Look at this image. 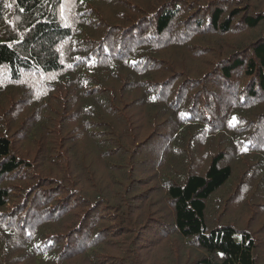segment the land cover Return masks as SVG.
<instances>
[{"label": "trees", "instance_id": "trees-1", "mask_svg": "<svg viewBox=\"0 0 264 264\" xmlns=\"http://www.w3.org/2000/svg\"><path fill=\"white\" fill-rule=\"evenodd\" d=\"M110 1L0 0V96L2 93H7V107L10 108L15 104L16 110H20L23 104L33 100L32 103L36 107L39 106L46 111L52 110L59 115L61 119L58 126L64 127H67L70 122L65 120L67 113L75 117L79 115L80 126L87 128L85 136L88 138L90 135H95L99 140L103 134L98 132L101 128L97 125L108 124L110 113H113V111L110 112V106L113 103L111 99H115L113 104L118 105L116 102L118 95L113 90L110 95L109 88L105 87V84L109 82V78L113 77L112 75H120L122 71L125 73L128 69L132 74L130 73L128 82L124 78L125 86L133 85V89L143 91L144 108L148 106L156 108L158 120L155 121L153 118L152 124L156 125L158 121H162L169 115L161 118L160 112L164 113L166 110L171 114V111H176V119L181 129L174 132L172 136L174 141L172 144L170 141L169 144L174 145L175 141L181 140V146L178 145L176 148L182 150L186 146L188 153L193 150L196 162L198 151L195 145L196 140L192 141L193 134L195 135L192 127L200 125L205 130L214 131L206 132L208 138L225 133L227 137L223 139V143L227 144L230 151L240 150L245 152L242 154L245 157L252 155L251 158L257 160L256 163L262 164L261 168H264V97L257 96L258 89L259 93H264V38L260 36L249 42L240 43L229 51L227 58L219 59L206 78L205 83L210 82L212 85L223 79L225 84L223 91L228 93V84L232 82L233 75L239 73L238 75L252 77L246 82L234 80L235 88L240 90L242 88V90H239L240 93L237 95L231 93L232 98H229L228 103L231 104L232 110L226 122L230 129L224 130H222L223 126H219L224 124L223 122L212 125V121L205 118L208 114L212 115L210 108H207L209 103L205 102L203 106L198 105V99H205L206 90L202 93L196 90L189 99L183 98V90L186 89L182 86L175 88L179 77L170 78V74L160 73L166 60L158 55L172 36L189 38V35H185L189 32L190 38H193L192 34L201 31L206 25L225 33L231 30L233 32L235 26L232 27L231 20L241 12L243 14L237 29L246 27L250 30L261 27L262 35H264V10L260 9L258 14H255L254 11L252 12L254 7L253 9L250 7L248 0H228L227 2L172 0L161 3L146 0L145 4L129 3L126 8L124 7L125 9L117 11L115 16L124 23V25H117L114 22L116 17L113 18V15L110 18L108 14ZM176 1L193 4V10L185 17H189V20L183 23V29H180L178 33L174 32L175 22L182 17L179 12L187 8ZM233 1L238 2L240 7L233 10ZM205 9H207L205 13L201 14ZM126 10L130 11V15H127ZM230 10L232 13L227 16ZM194 14H199L197 19H193ZM248 45L251 52L249 51L248 56H245L243 51L249 49ZM117 62L118 64H115ZM181 77L184 76L181 74ZM186 79L193 83L190 77ZM197 81L200 83V80ZM190 84L183 85H187L189 89ZM221 88L219 87L215 99L222 98ZM60 90L65 92L64 96L58 94ZM207 95H211L210 92ZM137 100L132 102L136 104ZM74 105L75 109H73ZM260 107L261 114L258 115L257 120H250L251 114L255 110L259 111ZM196 108L198 110L194 111ZM94 109L99 112L107 110L110 113L106 118L96 120L81 112L95 114ZM199 109L206 110L205 116L201 113L200 117H196L202 112ZM70 110L73 111L69 113ZM45 113L38 112L31 117L32 124L28 131L32 138L39 139L35 133L42 129L39 122ZM142 113H144L143 110ZM245 117H249L250 121L243 122ZM197 120H200V124L195 122ZM252 122L257 125L253 133H251ZM12 124L13 121L11 126ZM10 128L6 125V120L0 124V212L7 208L15 193L20 190L27 193L30 191L29 188L33 184H29V180H31L30 183H34L32 178L35 176V172L30 171L33 164L28 163L27 158L16 154L14 141L9 136ZM220 130L223 132H218ZM183 131H187L186 136H179ZM14 132L16 133L15 130ZM72 137L74 136L71 132L59 140L68 142ZM201 138L206 140L204 136ZM229 140L231 143L228 142ZM75 141L79 143V139ZM183 143L185 145L182 146ZM136 144L137 141L134 146ZM256 148L262 150L258 151ZM56 155L53 157L59 159L60 154ZM223 159L224 153L218 154L209 163L205 172L199 166L198 170L194 168L192 171L179 174L174 173L173 169H168L166 178L159 179L163 186L161 193H158L162 196L159 202L164 205H161L159 212L153 213L151 220L164 217L163 213L167 206L169 214L165 217L173 218L175 231L185 243L197 242L195 248L198 247L204 253L203 259H199L195 264H264V261L260 263L256 255L258 243L249 230H237L232 226H222L214 230L208 224L207 202L230 181L233 174L231 165H221ZM250 163L252 161L248 165ZM23 166L28 168L20 170ZM21 171L26 174L19 175ZM86 173L89 182H93L95 176L91 177L89 172ZM49 180L62 181L54 176ZM63 180L73 181V184L58 187L53 183L50 188L44 187L41 191L37 190L30 198L31 203L34 199L37 201L39 199L37 206L32 207V212L38 209L44 213V216L32 228L34 220L31 225L24 224L27 232L21 233L19 231L21 226L15 229L11 216L7 220H0V264H74L71 263L72 260L83 253H85V259L81 261V264H100L99 245L96 247L95 245L110 242L111 238L107 234L111 230L94 228L86 221L80 220L76 221L73 227L64 223L62 226H56L57 221L63 216L66 219L75 211H84L78 210L79 207H77L75 210L61 212L68 206L60 205L62 197L58 198L57 193L52 190H58L61 194L65 190L76 192L83 190L77 183L78 179L75 180V174L70 176L64 172ZM26 181L28 182L24 183ZM94 184L97 182L91 183V185ZM105 189L86 191V194L80 195V202L75 205L83 207L87 204L89 208L92 206L96 209L102 207V203L110 202L108 200L110 196ZM155 191L158 190L155 188ZM26 199L27 194L24 197L25 203ZM122 201L126 200L122 199ZM51 208L55 210L49 215ZM110 213L112 215L113 212L110 211ZM77 216L79 217L80 214L75 213L73 220ZM154 224L155 221L152 227ZM18 231L23 237L21 245L26 238L28 239L25 245L23 244L24 249L23 245L16 246L13 242V238L18 237L16 236ZM89 232H94L92 238ZM127 237L130 235L128 234ZM65 238L66 241H64ZM87 243L89 249L86 247ZM18 247L23 249L22 255H18ZM75 248L78 249L75 250ZM121 249L125 251L124 253L132 252V244L129 245L127 241ZM124 257L131 259V255ZM125 258H117L119 261H112L109 264H124Z\"/></svg>", "mask_w": 264, "mask_h": 264}, {"label": "rangeland", "instance_id": "rangeland-1", "mask_svg": "<svg viewBox=\"0 0 264 264\" xmlns=\"http://www.w3.org/2000/svg\"><path fill=\"white\" fill-rule=\"evenodd\" d=\"M145 1L111 0L108 3V14L110 18L113 15V18L116 17L114 22L117 25H124V23H121V19L115 16L116 12L125 9L129 3L142 5L145 4ZM155 1L161 3L162 1L170 2L172 0ZM221 1L227 2L228 0ZM248 1L250 7L252 9L254 7L252 12L254 11L255 14H258L260 9L264 10V0ZM176 2L184 8H187L179 12L182 14V17L175 22L174 32L178 33L180 29H183V23L189 20V17H185L193 10V4L183 1ZM232 4L233 10L240 7L236 1H233ZM206 10L202 11L201 14H204ZM125 12L127 15H130L129 10ZM231 13L232 10L228 12L227 16H230ZM242 14L241 12L240 15H236L231 20L233 23L232 27L235 26L233 32L231 30L229 33H225L219 29H215V27L206 25L201 31L192 34L194 36L193 38H190L189 32L185 34L189 35V38L185 35V38L182 36H172L170 40L168 39L166 41L165 44L167 45L158 54L161 59L166 60L163 63V69L160 73H164L165 75L170 74V78L175 76L179 77L175 88L182 86L186 89L183 90V98L189 99L196 90H198L196 92L200 93L206 90L207 93H204L206 95L205 99H198V105L203 106V103H209L207 108H210L212 115L208 114L205 116L206 110L199 109L202 112L200 114L198 113L196 117H200L201 113H203L206 119L212 121V125L223 122L224 124L219 125L223 126L222 130L229 128L226 122L232 110L231 104L229 105L228 103L229 98H232L231 93L237 95L242 90L241 87V90L235 88L233 84L234 80L236 82L239 80L246 82L252 77L249 75H238L239 73L233 75L231 78L232 82L228 84V93L223 91V86H225L223 79L220 82L217 81L218 83H215V85H212L210 82L205 83L206 78L213 68H215V64L219 62V59L227 58L226 56L229 51L240 43L245 41L249 42L260 36V38H264L261 27L250 30H247L246 27L237 29ZM198 16L199 14H194L193 19H197ZM169 34L171 35L170 31ZM200 46H202V49H200ZM242 46L244 47V45ZM248 46L249 49L243 51V55L245 56H248L249 51L251 52L250 45ZM115 64H118V62ZM171 64H176L177 66H171ZM130 73L132 74L127 69L125 73L122 71L120 75H112L113 77L109 78V82L105 84V87L109 88L108 92L110 95L112 90L118 95L116 101L118 105H114L115 99H111L113 103H111L110 112L113 111V113L107 110L99 112L97 109H94L95 114H86V111L84 113L80 110L83 115H87L96 120L106 118L108 113H110L111 117L108 119V124L97 125L101 128L98 132L103 134V137H99L101 141L95 135H90L88 138L85 136L87 128L83 125L80 126L79 115L75 117L73 114L69 115L67 113L65 120L70 121L69 125L67 127L58 126L61 117L54 111H46L40 109L39 106L36 107L32 103L33 100L28 104H23L20 110H16L17 105L15 104L8 108V104L6 103L8 100L7 93L1 94L0 124L6 120V125L11 127L9 136L14 141L15 152L27 158L29 160L28 163L33 164V167H30V171L35 172V176L32 178L34 183H30L31 180H29V184H33L29 188L30 191L27 193L20 190V192L15 193L7 208L0 212V220H7L11 216L15 229H17V226H21L19 231L21 233L24 231L27 232L24 224L31 225L32 220H34L35 222L31 225L32 228L44 216V213L38 209L32 212V207L37 206L39 199L38 201L34 199V202L31 203L30 198L33 197L37 190L41 191L44 187L50 188V185L53 183L58 187L73 184V181L66 182V180H63V177L64 172L70 176L75 174V180L77 181L78 179L77 183H79V187L83 190H79V192L65 190L62 191V194L58 190L52 191L57 193L58 198L62 197L60 205L65 204L68 206L67 208H63L61 212H67L70 209L75 210L77 207H79L78 210L84 211H75L74 214L68 216L66 219L63 216L57 221L56 226H62L64 223V225H71L73 227L76 221L78 222L80 220L86 221L89 226H93L94 228L111 230L107 234L111 238L110 242L106 244L101 242L95 245V247L99 245L100 264L119 261L117 258H125L124 256L129 255H131V259L125 258L126 262L124 264H195L199 259H203L204 253L198 247L195 248L197 242L190 241L185 243L177 231H175L173 218L170 216L165 217L169 214L167 206H165V213H163L164 217H156L151 220L153 213L159 212L161 205H164V203L159 202L162 196L158 193H161V188H163L159 179L166 178L165 174L168 169H173L174 173L179 174L187 173L194 168L198 170L199 166L205 172L209 163L218 154L224 153V159L221 165H231L233 174L230 181L207 202L208 224L214 230H218L222 226H232L237 228V230H249L258 243L256 255L260 263L263 262L264 168H261L262 164L256 163L257 160H253L251 158L252 155L251 157L242 156L245 152L240 150L235 151L234 149L230 151L227 144L223 143V139L227 137L225 133L208 138L206 132L213 133L214 131L205 130L200 125L192 127L195 130L192 141L196 140L195 145L198 151L196 163L194 161L195 153L193 150L188 153L186 146L182 150L176 148L178 145L181 146V140L179 142L175 141L174 145H171L174 141L172 138L174 132L181 129L176 119V111H171V114L167 113L166 110H164V113L160 112L159 115L161 118L167 114L169 115L164 117L162 121H158L156 125L155 123L152 124L151 121L153 118L155 121L158 120L156 117V108H151L152 106L144 108L145 100L143 91L133 89V85L126 84L125 86V82L129 81L128 77ZM181 74L184 77H181ZM187 77L193 79V83L187 80ZM124 78H126V81H124ZM197 80H200V83ZM184 83H191L190 85L192 87L190 86L187 89V85H183ZM219 87H222L220 89L222 98L215 99ZM208 92L213 96L207 95ZM257 92L258 97H264V93H259V89ZM58 94L64 96L65 92L60 90ZM136 99H138L136 101L137 103L134 104ZM132 100L134 101L132 102ZM75 107L74 105L73 109ZM142 110L144 113H142ZM196 110L198 109L196 108L194 111ZM72 111L70 110L69 113ZM38 112L46 113L41 117L39 122L42 125V129L35 133L36 137H39V139H36L32 138L33 136H31L28 130L32 124L31 117ZM260 112L261 107L259 111L255 110L251 114L252 117L248 118L250 120H257L258 115L261 114ZM49 117L50 119H48ZM248 118L245 117L243 122L250 121ZM11 121H13L12 126ZM195 122L200 124V120ZM251 126V133H253L257 125H255V122H252ZM214 127L216 128V126ZM71 132L74 137L68 142L59 140L63 136L71 134ZM251 133L247 132V134ZM186 134L187 131H183L179 136L185 137ZM202 136L206 137V140L201 138ZM77 139H79V143L75 141ZM136 141L137 144L134 146ZM170 141L171 144H169ZM228 142L231 143V140ZM183 145L185 144L183 143ZM56 154L58 156L60 154L59 159L53 157L57 156ZM250 161L252 163L248 165ZM26 168L28 166H23L20 170ZM86 172H89L91 177L95 176L93 182H97V184L91 185L93 182H89ZM22 174L24 175L26 173L21 171L19 175ZM52 176L60 178L62 181L53 182L49 180L52 179ZM97 188H106L105 191L110 196V199H108L110 202L102 203V207L98 209L92 206L89 208L87 204L83 207L75 205L80 202V195L86 194V191L92 192ZM155 188L158 190L157 192ZM25 194H27L28 199H26V203L24 202ZM122 199L126 201H122ZM87 208L89 209L87 210ZM54 210V208H51L49 215L53 214ZM110 211L113 212L112 215H110ZM75 213L80 214V216H77L73 220ZM107 215H110V217H107ZM153 221H155V224L152 227ZM78 229L79 227L76 231ZM19 231L16 234L18 237L13 238L16 246H20L23 239ZM94 232H89L91 238L94 236ZM128 234L130 237H127ZM123 240H127L129 245L132 244V252L124 253L125 251L121 247L127 241L124 242ZM26 241H28L27 238L22 243L25 245ZM64 241H66V238ZM86 247L89 249L88 243ZM23 249L21 250L18 247V255L23 254ZM77 249L75 248V250ZM84 259L85 253L73 259L71 263L81 264V261Z\"/></svg>", "mask_w": 264, "mask_h": 264}]
</instances>
